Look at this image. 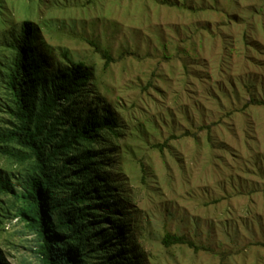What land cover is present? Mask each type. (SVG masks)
<instances>
[{"label": "rangeland", "instance_id": "obj_1", "mask_svg": "<svg viewBox=\"0 0 264 264\" xmlns=\"http://www.w3.org/2000/svg\"><path fill=\"white\" fill-rule=\"evenodd\" d=\"M167 1L0 0V130L12 120L6 43L29 20L48 73L92 72L78 109L117 121L94 148L131 264H264V104L243 110L264 102L263 1ZM0 171L15 190L0 195L1 257L41 264L21 215L27 168L0 153ZM166 234L201 248L166 247Z\"/></svg>", "mask_w": 264, "mask_h": 264}, {"label": "trees", "instance_id": "obj_2", "mask_svg": "<svg viewBox=\"0 0 264 264\" xmlns=\"http://www.w3.org/2000/svg\"><path fill=\"white\" fill-rule=\"evenodd\" d=\"M37 32L36 25L25 20L18 37L6 43L13 53L5 77L12 120L10 127L0 130V153L8 162L27 168L21 215L37 237L40 262L131 264L125 251L128 244L121 242L120 221L112 213L114 191L101 173L103 153L94 148L116 133L117 121L109 111L91 104L78 109L92 72L79 62L67 71L48 73L38 54ZM91 44L108 68L115 61L111 53ZM263 104L252 100L243 110ZM153 147L163 151L169 139ZM14 192L10 179L0 171V195ZM162 242L166 247L201 248L172 234ZM113 246H118L115 252ZM0 264H6L1 253Z\"/></svg>", "mask_w": 264, "mask_h": 264}]
</instances>
